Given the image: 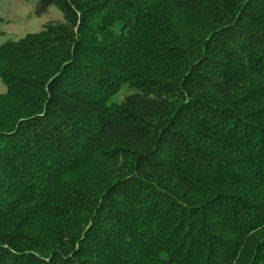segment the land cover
<instances>
[{"label": "trees", "instance_id": "obj_1", "mask_svg": "<svg viewBox=\"0 0 264 264\" xmlns=\"http://www.w3.org/2000/svg\"><path fill=\"white\" fill-rule=\"evenodd\" d=\"M50 7L0 45V264H264V0Z\"/></svg>", "mask_w": 264, "mask_h": 264}, {"label": "rangeland", "instance_id": "obj_2", "mask_svg": "<svg viewBox=\"0 0 264 264\" xmlns=\"http://www.w3.org/2000/svg\"><path fill=\"white\" fill-rule=\"evenodd\" d=\"M35 0H0V45L7 41H17L26 34H34L49 22H63V15L55 8L50 7L39 17L32 14ZM6 89L0 83V93ZM133 91L123 87L109 102L120 103L125 96Z\"/></svg>", "mask_w": 264, "mask_h": 264}]
</instances>
